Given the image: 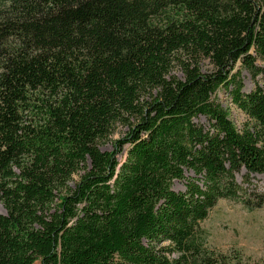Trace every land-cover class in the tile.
Here are the masks:
<instances>
[{
  "label": "trees",
  "instance_id": "16d2710c",
  "mask_svg": "<svg viewBox=\"0 0 264 264\" xmlns=\"http://www.w3.org/2000/svg\"><path fill=\"white\" fill-rule=\"evenodd\" d=\"M262 174L264 0H0V264H264L200 227Z\"/></svg>",
  "mask_w": 264,
  "mask_h": 264
},
{
  "label": "rangeland",
  "instance_id": "374dc122",
  "mask_svg": "<svg viewBox=\"0 0 264 264\" xmlns=\"http://www.w3.org/2000/svg\"><path fill=\"white\" fill-rule=\"evenodd\" d=\"M209 69L208 61H204L202 72H207ZM173 74L181 78V73L178 70H174ZM242 79L244 92L249 93L254 85L244 72ZM213 97L227 111L228 118L238 129L248 121L247 116L231 102L225 91L220 90ZM196 122L205 128L209 126L203 117H199ZM125 132V128L119 127L111 137V142L103 145L101 150L112 151L113 141L121 139ZM242 174L236 176L240 184H242ZM188 176L192 175L188 174ZM250 188L264 192V174L254 175L250 179ZM173 189L177 192L184 191V182H173ZM0 214H5L1 203ZM200 227L206 232L207 246L213 250L226 253L232 249H238L245 257L255 261L264 257V207L248 211L239 203L220 200L211 210L208 218L200 224ZM34 264H39V262Z\"/></svg>",
  "mask_w": 264,
  "mask_h": 264
}]
</instances>
